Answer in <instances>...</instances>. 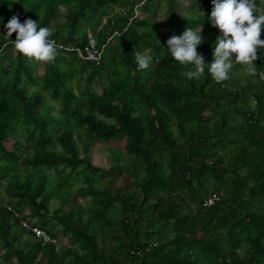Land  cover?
Instances as JSON below:
<instances>
[{"label": "trees", "instance_id": "16d2710c", "mask_svg": "<svg viewBox=\"0 0 264 264\" xmlns=\"http://www.w3.org/2000/svg\"><path fill=\"white\" fill-rule=\"evenodd\" d=\"M164 1L0 0V264H264V0Z\"/></svg>", "mask_w": 264, "mask_h": 264}, {"label": "built area", "instance_id": "2783aa9c", "mask_svg": "<svg viewBox=\"0 0 264 264\" xmlns=\"http://www.w3.org/2000/svg\"><path fill=\"white\" fill-rule=\"evenodd\" d=\"M77 51H78V55L82 56L85 59L98 61L101 58V54L103 50L102 47L98 46L97 38L94 35H89L84 51L81 50L80 48H77ZM216 199H217L216 193L208 194L205 197L203 204L207 206L212 205ZM22 224L26 227H30L37 236L42 238L43 242L55 241V239L49 236L48 233L42 228L36 225H30V223H28L25 220L22 221Z\"/></svg>", "mask_w": 264, "mask_h": 264}, {"label": "rangeland", "instance_id": "374dc122", "mask_svg": "<svg viewBox=\"0 0 264 264\" xmlns=\"http://www.w3.org/2000/svg\"><path fill=\"white\" fill-rule=\"evenodd\" d=\"M192 2H195V7L198 9V10H202L204 8V0H192ZM158 3H159V6L154 10L153 14H152V17L154 18H157V20L162 23L165 19V12H166V4H165V1L164 0H158ZM182 5V7L184 6V3H181L180 5H178V8H180ZM182 9V8H180ZM136 13H139V10H136ZM145 60L147 62H149V58L148 56H145ZM247 61V60H246ZM245 61V62H246ZM248 62V61H247ZM229 63V62H228ZM43 70V66H41L39 68V71H42ZM238 73H242V68L239 70ZM96 85V83H94ZM107 145L105 144H102L100 142H97L96 144L92 145L91 146V151H92V155H93V160L95 162H103V163H106V156H108V148L106 147ZM109 160V159H108ZM57 202V199L55 200H52V203H56ZM26 212H28V210H26ZM62 243H68L69 242V239L68 238H65V237H62Z\"/></svg>", "mask_w": 264, "mask_h": 264}]
</instances>
